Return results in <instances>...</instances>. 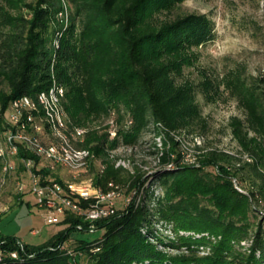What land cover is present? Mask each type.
<instances>
[{
  "label": "trees",
  "instance_id": "trees-1",
  "mask_svg": "<svg viewBox=\"0 0 264 264\" xmlns=\"http://www.w3.org/2000/svg\"><path fill=\"white\" fill-rule=\"evenodd\" d=\"M183 1L0 0V130L9 128L5 112L13 100L36 98L56 81L66 89L63 103L71 124L102 112L116 120L112 138L88 133L83 145L94 152L148 144L153 136L163 142V147L151 142L152 154L163 152L162 163L172 154L181 156L172 133L203 135L209 127L184 69L196 60L198 47L216 38L207 14L163 16ZM201 86L210 99L221 92L237 99L244 117H234L233 130L255 157L248 175L264 194V75L250 80L232 70L217 80L206 76ZM30 155L18 151L19 157ZM229 157L212 151L200 166L177 163L156 172L140 204L97 221L104 233L96 239L75 236L74 251L90 264H264V216L255 233L257 210L231 180L238 169L220 163ZM3 166L0 154V179ZM111 174L107 170L95 184L105 187ZM62 221L66 226L50 242L26 244L18 259L5 264H75L65 243L75 232L90 233L89 222L72 212ZM157 227L169 228L173 238ZM251 237L250 253L243 252ZM7 239L8 248L18 249L20 239ZM160 245L189 252L171 254ZM201 248L208 254L198 255Z\"/></svg>",
  "mask_w": 264,
  "mask_h": 264
},
{
  "label": "rangeland",
  "instance_id": "rangeland-1",
  "mask_svg": "<svg viewBox=\"0 0 264 264\" xmlns=\"http://www.w3.org/2000/svg\"><path fill=\"white\" fill-rule=\"evenodd\" d=\"M191 13L207 14L214 21L216 29V38L198 47L195 50L197 51L196 60L184 69V77L195 85L197 99L202 108V114L208 120L209 127L203 135L187 137L177 132L172 133L171 136L180 144L179 150L183 154L181 164L200 166L212 151L230 156V162L222 160L220 163L226 164L232 170L238 169L237 174L232 175L231 180L235 189L247 196L257 210V215L252 217L256 233L264 216V194L253 185L257 179L250 178L251 175H248L249 166L251 162H254L255 157L246 150L241 139L235 135L232 125L234 117L243 118L244 113L239 108L237 99L229 92H221L220 96L210 99L203 91L201 82L206 76L215 80L220 79L232 70L241 71L250 80L254 76L264 75V0H184L170 13H164L163 16L166 14L165 16L181 17ZM64 101H67L66 98ZM9 115L10 110L8 109L5 116L9 117ZM113 121L115 124L112 123ZM76 123L79 124L78 126L87 127L91 132V137L108 134L109 138H112L118 130L116 120L106 112L83 116ZM40 130L46 136L44 128ZM251 136L249 131L247 134L249 141H251ZM157 138L152 141L154 137H148L149 141L153 143L157 141L159 146L163 147L161 138ZM151 142L143 143L142 146H120L115 150L107 149L105 153L94 152L95 157L89 173H84L79 180H76V173L68 167L56 169L50 172V176L65 185L75 181L83 184V180L88 176L96 180L97 177L111 169L113 174L110 175L109 181L114 182L122 193V197L118 199L119 209H124L129 204L138 205L143 197L144 186L148 185L152 176L160 170L172 169L177 165L175 164L177 154H172V160L162 163L160 155L163 152L160 155L152 154L155 149L151 147L153 144ZM4 146L10 151L5 161L13 168L7 172L3 170L0 179V210L4 214L0 224V238H17L31 246L44 245L66 226L62 221L65 219L64 211H57V218H63L62 220L51 224L47 222L46 215L50 210L41 208L35 194L30 191L23 193L21 185L14 182L19 180L18 163L20 159L10 148V144L4 142ZM171 146L172 144L168 148L170 149ZM197 146L201 148L197 149ZM108 182L105 187H99L106 191L109 187ZM252 195L256 198H251ZM128 198L130 201H127ZM262 228L264 230V222ZM157 229L167 239L173 238V233L169 228L157 227ZM103 233L104 230L72 234L65 244L73 250V255L77 259L75 264H90L86 255L74 251L77 245L75 236L96 239ZM253 245L254 237H251L244 242L243 252L250 253ZM159 248L171 254L189 252L185 247L177 249L160 245ZM199 250L198 255L208 254L207 249Z\"/></svg>",
  "mask_w": 264,
  "mask_h": 264
},
{
  "label": "bare ground",
  "instance_id": "bare-ground-1",
  "mask_svg": "<svg viewBox=\"0 0 264 264\" xmlns=\"http://www.w3.org/2000/svg\"><path fill=\"white\" fill-rule=\"evenodd\" d=\"M65 91V87L57 85L56 81H54L48 89L39 92L36 98L24 95L13 100L12 104H19L20 98H26L27 110L33 112L34 119H27V122H22V133H24V136H39V143L44 148H53V154L65 162L57 163L51 155H48L42 149L34 150V155L37 157V160L43 163V165H49L50 172H54L56 169L62 167H68L76 173V180H79L84 173L91 169V163L95 157V153L92 148L83 145L89 129L87 127L73 125L68 119L63 103ZM34 120L37 126H34ZM128 123H132V121L129 120ZM8 124V129L0 130V154L4 159L3 170L5 172L12 169L13 166L5 161L10 151L6 149L4 142L8 145L10 144V148L13 149L17 156V149L21 147V142H16L10 123ZM41 128H44L46 136H44V133H41ZM14 129H21V121H14ZM18 158L21 160V157L18 156ZM50 182L61 183L52 176H50ZM20 185V188L23 189V185ZM94 185V178L88 176L83 180V184L80 181H75L68 183L67 186L69 191H78L80 187ZM98 189L102 193H121L118 186H115L114 183H110L106 191L99 186ZM43 208L51 212V205H43ZM3 215V211L0 210V221H2ZM18 258L19 253L5 254L4 256H0V264H5L7 259Z\"/></svg>",
  "mask_w": 264,
  "mask_h": 264
},
{
  "label": "built area",
  "instance_id": "built-area-1",
  "mask_svg": "<svg viewBox=\"0 0 264 264\" xmlns=\"http://www.w3.org/2000/svg\"><path fill=\"white\" fill-rule=\"evenodd\" d=\"M27 97L30 96L27 95ZM8 109L10 110V115L6 118L15 135L16 142H21V149H17V151L21 152V150H24L28 154H32L30 156H21V160L18 163L19 180L14 182L23 185V193L30 191L35 194L37 203L41 208H43V205H51V212H47L46 215L48 223H57L63 219L57 218V211H64V218L69 212H72L84 218V221L89 222V232L98 231L97 221L109 218L120 210L118 199L122 197V193H102L96 184L94 186L80 187L78 191H69L68 186L64 183L50 182L49 165H43V163L39 162L37 157H34V150H44L57 163L65 161H61L53 154V148H44L39 143V136H24V133H22V122H27V119H34L33 112L27 110L26 98H20L19 104H12L11 102ZM14 121H21V129H14ZM112 123L115 124V121ZM34 126H37L35 120ZM182 155H177L175 164L183 163ZM21 166H24L22 171L20 170ZM46 170L49 173L45 174L44 171ZM110 183L114 182L109 181L108 185ZM127 201H130L129 198ZM77 227L82 230L84 225L80 223ZM8 242V239L0 238V256L26 251V244L22 240L17 241L18 249L16 250L8 248ZM60 247L63 248L64 246L60 245Z\"/></svg>",
  "mask_w": 264,
  "mask_h": 264
}]
</instances>
